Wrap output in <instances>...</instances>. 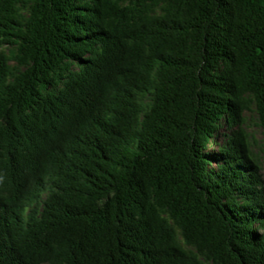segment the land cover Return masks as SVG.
<instances>
[{
	"label": "trees",
	"instance_id": "obj_1",
	"mask_svg": "<svg viewBox=\"0 0 264 264\" xmlns=\"http://www.w3.org/2000/svg\"><path fill=\"white\" fill-rule=\"evenodd\" d=\"M251 105L264 0H0V264H264Z\"/></svg>",
	"mask_w": 264,
	"mask_h": 264
},
{
	"label": "rangeland",
	"instance_id": "obj_2",
	"mask_svg": "<svg viewBox=\"0 0 264 264\" xmlns=\"http://www.w3.org/2000/svg\"><path fill=\"white\" fill-rule=\"evenodd\" d=\"M243 119L244 122L241 129L247 135L250 154L256 158L261 165L262 175L264 178V132L260 126L259 118L254 105H251L250 109L243 114ZM227 133H229L227 125L224 123V128L218 139L210 146L211 152L217 153L220 150L226 142L225 135Z\"/></svg>",
	"mask_w": 264,
	"mask_h": 264
}]
</instances>
